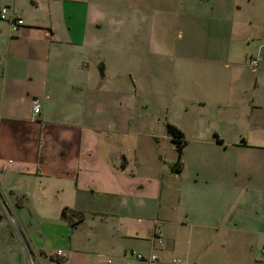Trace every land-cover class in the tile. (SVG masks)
Returning a JSON list of instances; mask_svg holds the SVG:
<instances>
[{
	"label": "crops",
	"instance_id": "crops-1",
	"mask_svg": "<svg viewBox=\"0 0 264 264\" xmlns=\"http://www.w3.org/2000/svg\"><path fill=\"white\" fill-rule=\"evenodd\" d=\"M152 1L0 0V9L8 6L24 20V24L14 30L8 21L0 19V161L7 156L20 162L10 173L18 178L17 183L5 188L0 180V188L13 192L11 197L15 199L20 197L15 202L18 207L24 206L20 200L28 198L30 189L39 195L40 191H49L48 188L52 187L59 193L68 191L74 204H67L63 209L69 210L73 229L78 228L85 216L80 219L71 212H84L80 205L89 200V191L103 193L96 201L100 210L92 212V218L107 224L111 219H117L127 228L121 238L131 240V243L119 242L115 248L112 246L116 253H120L121 260L127 258L130 251V255L138 260L136 264H149L147 257L156 252L161 264H177L173 259L182 258L177 256L175 245L170 242L167 217L161 218L160 211L147 229L129 223L132 217L128 215L136 202L131 196L145 190L143 180L131 169L128 159H124L117 172L111 175L103 153L96 147L105 123L103 89L113 75L106 67L108 61L104 53L107 50L111 54L115 47L121 46L124 56L119 57L128 59L127 49L132 45L129 44L133 42L132 48L136 47L135 40L129 36L128 26L137 27L141 43L151 49L155 42ZM158 1L166 6L161 9L170 13L171 0ZM177 2L184 31L190 35L189 43L180 49L177 57L187 62L221 65L229 70L220 79L215 75L207 85L215 95L225 97L224 101L216 100V119L210 130L215 141L221 145L230 143L218 131L223 125L234 130L233 133L241 127L255 129L261 134L260 139L235 134L241 138L233 143H238L237 148L246 147L257 152L264 162V114L260 119L255 117L256 110L264 111V0ZM179 35L182 36L181 31ZM251 58L259 59L255 72L249 66ZM100 64L104 65L103 77ZM244 68L246 72L242 71ZM128 71L131 72L129 67ZM35 99L42 103L39 115L33 113ZM195 104L206 106L207 103L198 100ZM243 106L250 112L245 124L240 119V107ZM122 119L114 120L113 125L127 131L129 121ZM94 131L97 135L92 139ZM185 148L182 171L176 172L179 175L178 194L187 204L188 211L198 219L191 223L199 224L201 230L210 233L213 224L210 221L220 218L224 201L242 191L243 187L248 188L254 174L249 171L238 183L236 176L231 177L235 170L190 172ZM29 157L32 159L30 163ZM96 158L102 168L90 169L89 162ZM8 163L14 162L10 158ZM6 169L0 165V173ZM261 182L264 185V175ZM90 186H96L100 191L90 190ZM159 189L161 199L163 186ZM143 202L140 203L144 205ZM137 222L143 221L138 218ZM158 230L163 233V241L169 240L166 245L164 241L162 247L156 240ZM72 242L70 239L69 250H62L64 254L59 260L55 258L57 263L98 264ZM31 244L38 249V264H43L45 251L32 240ZM263 246L261 261H264ZM137 253L146 259L139 260ZM185 257L183 264H198L193 253L188 252Z\"/></svg>",
	"mask_w": 264,
	"mask_h": 264
},
{
	"label": "rangeland",
	"instance_id": "rangeland-1",
	"mask_svg": "<svg viewBox=\"0 0 264 264\" xmlns=\"http://www.w3.org/2000/svg\"><path fill=\"white\" fill-rule=\"evenodd\" d=\"M152 4L155 42L151 49L141 43L139 29L128 26L129 36L135 40L136 46L132 48L133 42L129 44L132 45L127 49L128 59L119 57L124 56L121 46L115 47L111 54L107 50L104 53L108 61L106 67L113 75L103 89L105 123L99 132L96 147L103 153L111 175L117 172L124 159H128L131 169L144 182L145 190L131 196L136 201L128 215L132 217L129 221L132 226L140 225L147 229L160 211L161 218L167 217L166 230L172 240L170 242L175 245L177 256L184 261L187 253L191 252L198 264H264L260 260L261 246L264 244V185L261 182L264 162L257 152H251L246 147L237 148L238 143H233L241 138V135L235 134L249 135L252 139H260L261 134L249 127H241L233 133L234 130L223 125L218 127V131L230 143L221 145L215 141L210 130L214 128L212 124L216 119V100L224 101L225 97L215 95L207 85L215 75L220 79L229 70L221 65L179 59L178 52L190 41L189 32L184 31L182 16L179 15V4L177 0H171L170 13L161 9L166 7L161 5L162 1L153 0ZM241 16L244 17L243 14ZM242 71L246 72L245 68ZM198 100L205 101L206 106L195 104ZM240 110L241 122L245 124L250 112L246 106L240 107ZM263 114L264 111L256 110L255 117L260 119ZM122 117V120L129 121L127 131L113 125L114 120ZM169 123L185 133L188 141L186 160L190 172L235 170L231 177L234 179L236 176L238 183L245 179L249 171L254 174L248 188L243 187L242 191L224 201L220 218L210 221L213 223L210 233L201 230L199 224L191 223L198 219L192 216L187 204L179 197V175L172 170L177 151L167 134ZM96 135V131L92 132L91 138ZM10 158L14 163H8ZM31 160L29 157V163ZM18 163L15 158L7 156L0 161V165L8 168L0 173L5 188L8 184L17 183L18 178L10 173ZM89 166L94 170L102 168L97 158L90 161ZM162 186V197L159 199V187ZM3 189L0 188V264H27L7 211L15 222L19 237L31 250L33 264L39 263V255L31 240L45 251L43 264H59L56 262L59 260L56 252L59 249L69 250L67 244L70 239L74 246L78 244L79 250L86 252L98 264L137 263L130 251L129 256L121 260L120 253L112 248L119 242L131 243V240L121 238L127 228L117 219H111L107 224L92 218V212L100 210L96 201L103 193H87L89 200L80 205V210L85 212L81 213L85 220L77 225V229H73L69 220L62 218L63 207L74 204L68 191L59 193L52 187L48 188L49 191H40L39 195L30 189L28 198L20 200L24 206L18 207L15 202L20 197L15 199L11 197L13 192ZM90 190L100 191L96 186H90ZM141 201H144V205ZM138 218L143 222L138 223ZM164 241L165 245L169 242L168 239ZM97 253L103 255L97 256Z\"/></svg>",
	"mask_w": 264,
	"mask_h": 264
},
{
	"label": "built area",
	"instance_id": "built-area-1",
	"mask_svg": "<svg viewBox=\"0 0 264 264\" xmlns=\"http://www.w3.org/2000/svg\"><path fill=\"white\" fill-rule=\"evenodd\" d=\"M0 19L8 21L14 30H16L19 26L24 24V20L19 16L18 12L13 10L12 8L8 7V6H4L0 9ZM249 66H250L251 70L255 72L259 66V59L251 58L249 60ZM41 111H42V103L39 99H35L34 105H33L34 115H39L41 113ZM6 214H7L8 220L11 222V224L14 228V231L16 232L15 234H16V237H17V239L21 245L25 261L27 262V264H33L34 261H33L31 250L29 249V247H27L23 243V241L19 237V235H18V233L14 227L15 222H14L13 218L11 217V215L9 214V211H7ZM162 235H163V233L161 230H158L156 232V240L158 242L159 247H162L164 244ZM57 254L59 256H62L64 253L62 250H58ZM262 254H263V258H264V246L262 247ZM136 256L139 260H145L146 259L141 253H137ZM147 260L149 261V264H161L160 256L156 252L152 253L149 257H147ZM173 262H175L177 264H183L184 263V261L182 259H176V258L173 259Z\"/></svg>",
	"mask_w": 264,
	"mask_h": 264
},
{
	"label": "trees",
	"instance_id": "trees-1",
	"mask_svg": "<svg viewBox=\"0 0 264 264\" xmlns=\"http://www.w3.org/2000/svg\"><path fill=\"white\" fill-rule=\"evenodd\" d=\"M167 132L171 137V140L175 146V149L177 151V159L174 162V164L172 165V170H174L177 173H180L182 171V167H183V150L185 148V146L187 145V140L185 137V134L179 129L177 128L175 125L172 124H167ZM68 208H64L62 210V218L66 219V220H70V217H68ZM72 216L75 217H79L80 219H82L83 214L78 213V212H71Z\"/></svg>",
	"mask_w": 264,
	"mask_h": 264
},
{
	"label": "water",
	"instance_id": "water-1",
	"mask_svg": "<svg viewBox=\"0 0 264 264\" xmlns=\"http://www.w3.org/2000/svg\"><path fill=\"white\" fill-rule=\"evenodd\" d=\"M99 70H100L101 76L103 77L104 76V65L103 64L99 65ZM0 219H2L1 215H0Z\"/></svg>",
	"mask_w": 264,
	"mask_h": 264
}]
</instances>
